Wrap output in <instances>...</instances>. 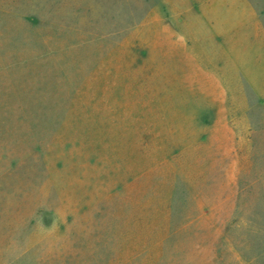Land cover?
<instances>
[{
    "label": "rangeland",
    "instance_id": "obj_1",
    "mask_svg": "<svg viewBox=\"0 0 264 264\" xmlns=\"http://www.w3.org/2000/svg\"><path fill=\"white\" fill-rule=\"evenodd\" d=\"M0 264H264V0H0Z\"/></svg>",
    "mask_w": 264,
    "mask_h": 264
}]
</instances>
